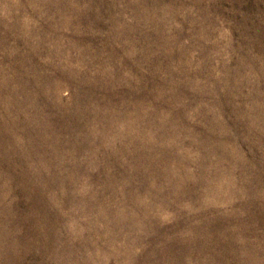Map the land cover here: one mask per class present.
I'll return each instance as SVG.
<instances>
[{"label":"rangeland","instance_id":"obj_1","mask_svg":"<svg viewBox=\"0 0 264 264\" xmlns=\"http://www.w3.org/2000/svg\"><path fill=\"white\" fill-rule=\"evenodd\" d=\"M0 264H264V0H0Z\"/></svg>","mask_w":264,"mask_h":264}]
</instances>
